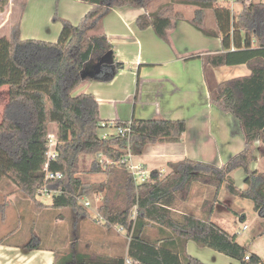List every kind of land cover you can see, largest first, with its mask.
<instances>
[{"label": "trees", "instance_id": "16d2710c", "mask_svg": "<svg viewBox=\"0 0 264 264\" xmlns=\"http://www.w3.org/2000/svg\"><path fill=\"white\" fill-rule=\"evenodd\" d=\"M87 1L93 6L78 24L55 15L63 24L57 42L24 40L19 25L14 26L9 37H0V87L8 85L10 90V101L0 121V183L4 178L9 179L30 199H35L37 191L45 186L56 190L47 208H70L78 219L89 216L80 198L103 193L99 217L107 227L124 228L129 237L126 256L95 259L78 251L73 243L68 253L58 249L52 264H126L127 259L135 264H207L187 253L188 240L230 256L240 264H264L259 255L248 253L236 234L212 220L213 205L223 184L230 193L252 199L256 211L264 216V173L251 167L256 158V141L262 140L264 146V1L251 0L238 13L230 7L216 5L217 0L182 1L198 6L194 18L188 20L192 25L206 35L221 38L224 51L202 56L206 82L211 101L242 122L245 146L222 166L185 158L169 162L171 171L167 175L162 177L158 170H153L149 179L141 182L122 159L128 154H141L150 143L180 141L186 131V120L134 118L126 136L101 137L103 120L98 100L91 93L76 95L74 91L85 80L110 81L124 68L125 64L115 58L113 44L102 31L105 16L113 7H147L151 0ZM9 2L0 0V13ZM206 8L214 10L215 30L204 26ZM184 18L172 4H167L140 15L137 25L141 29L153 27L159 37L168 41L174 21ZM255 40L258 47L253 46ZM110 51L112 63H102L98 73L82 77L84 70L93 69ZM195 56L200 55L191 57ZM239 63L251 66L252 74L223 83L216 81L214 67ZM140 81L138 76V87ZM51 123L58 126V156L50 169L63 172L59 179L46 178V144ZM259 151L264 155V147ZM83 153L102 154L112 160L105 167L98 158L92 163L90 171L104 172V181L87 182L78 175ZM238 168L245 172V189L237 187L232 177ZM195 183L215 188L213 203L208 205L205 201L202 217L179 212L177 207L178 201L188 198ZM116 194H122L123 199L113 204L112 197ZM151 227H156L158 232L154 238L147 235ZM43 246V240L33 234L26 248Z\"/></svg>", "mask_w": 264, "mask_h": 264}, {"label": "crops", "instance_id": "0c3cea01", "mask_svg": "<svg viewBox=\"0 0 264 264\" xmlns=\"http://www.w3.org/2000/svg\"><path fill=\"white\" fill-rule=\"evenodd\" d=\"M92 6L87 0H10L4 12L0 13V36L9 37L14 26L19 25L20 35L24 40L57 42L63 24L61 20L54 18L55 15L78 24ZM154 11L149 5L113 7L103 20L102 31L113 44L115 58L125 64L124 68L110 81L85 80L74 91L76 95L91 93L98 100L100 117L107 123L105 127L100 128V135L105 133L110 136L117 135L118 132L114 130H118L117 123L127 124L134 118L163 117L186 120V131L180 141L150 143L144 147L141 154L128 156L126 165L131 172L136 173L137 181H141L140 173H144L148 178L153 170L167 175L171 171L169 162L185 158L222 166L245 146L242 122L231 112L224 111L211 101L206 82L202 56L224 51L221 38L206 35L189 21L178 19L168 31L166 41L156 34L153 27L141 29L137 25V18L140 15ZM242 36H245L244 32ZM253 46H259L257 40ZM234 49L233 46L232 50ZM192 55L200 56L191 57ZM251 74V66L247 63L221 65L213 69V75L218 83ZM138 76L141 77L139 87ZM2 88L6 90V96L3 99L4 103L0 104V121L3 120L5 108L10 101L9 86L3 85ZM258 142L259 140L255 144L260 150ZM83 155H80L79 161L81 170H84L81 162ZM255 156L252 168L264 173V168L261 170L259 167L264 155L259 151V156L257 154ZM97 158L105 167L106 156L97 155ZM90 161L87 164L91 163V167L94 158ZM87 164L84 163L85 169L90 168ZM262 166L264 167V164ZM90 175L91 178H84L82 173L79 176L87 182H100L106 179L103 172L87 173V176ZM95 176H98V179L94 180ZM232 177L234 178L233 174ZM218 201L219 197L216 202ZM96 203L100 206L101 200L98 198ZM38 210L36 215L43 220L42 209L38 207ZM23 211L24 209L21 213L25 214ZM21 215L18 219L22 218ZM84 219L79 218L85 222ZM212 220L216 222L213 214ZM53 221L55 222L52 219L51 222ZM246 221L247 214L243 213L239 220L242 227H239L240 231L236 229L235 232L229 228L231 225L227 218H221L216 223L229 233L236 234L237 241L248 250V253H256L264 259V216L259 214L257 228L243 239L241 235L244 232L241 231L250 228ZM14 231L17 232L16 227L0 233V264L53 263L58 250L56 246L28 249L26 245L35 232L22 242L10 241L9 238L15 235ZM186 250L207 264H240L238 260L219 251L198 246L194 240H188ZM127 251L128 245L125 255Z\"/></svg>", "mask_w": 264, "mask_h": 264}, {"label": "rangeland", "instance_id": "374dc122", "mask_svg": "<svg viewBox=\"0 0 264 264\" xmlns=\"http://www.w3.org/2000/svg\"><path fill=\"white\" fill-rule=\"evenodd\" d=\"M182 1L183 0H151L148 5L151 10H157L159 7L165 6L167 4H172L173 9L183 14V16L185 17L183 20L188 22L187 19L194 18L195 11L196 9H198V6L184 3ZM250 2L251 0H243L242 2H239L238 0H217L216 5L230 7L232 12L238 13L239 11H241L244 5H248ZM204 11V26L209 30H215L217 28V23L214 15V10L206 8L204 9ZM2 87L3 86L0 87V104L4 103L3 99L6 96V90ZM57 129V124L51 123L49 125V132H57ZM114 130L115 132H118V130ZM258 145L261 150L262 147H264L263 141L259 140ZM255 153L259 156L258 148ZM83 154L84 155L82 156L81 162L82 168L84 170H81L80 168V172L78 173V175L82 173L84 178H91L92 176H87V173L97 172L90 171V160H92L93 158L94 160L97 159V155L89 153ZM88 161H90L89 165L87 164ZM84 163H86L90 168L85 169L86 165H84ZM259 164V167L261 168V170H263L262 168L264 167L262 166V164H264V160H262V162ZM160 173L162 177L166 174L164 172ZM232 174L235 178L236 186L241 189H245L246 185L244 183V179L246 175L244 170L242 168H238L234 170ZM95 177L96 178L93 177L94 180L98 179V176ZM92 183L99 182L96 181ZM214 190L215 188L211 186L195 183L192 186L191 192H189L188 194L189 196L187 195L188 198L183 201H178L177 207L182 211H186L197 217H202L205 210V201H208V205L211 204L214 198ZM102 196L103 193L97 192L80 198V203L84 205V207H86L89 212V216L86 217L84 219L85 222H83V220H79L75 216L74 211L70 208H47L46 205L51 204L53 201V194H47L40 191L39 189L36 193L35 199H30L25 196L22 191L19 190L16 184L11 182L7 178H4L0 183V233L4 232L7 229L10 230L16 227L17 232L14 231L15 235L9 238L10 241L15 240L22 242L24 240H27L28 236H30V234L32 235V232H35L34 234L36 236H39L43 239V244L45 246H56L63 253H68L69 251H71V247L74 243L78 251L89 253V255L95 259L102 256H126L125 250L129 242L127 231L120 226L107 227L106 225H104V220L99 217V206L97 205L96 200L99 198L102 204ZM9 197H13V199H9ZM122 199V194H116L113 195L112 202L113 204L121 203ZM219 199L220 201L216 203L214 202L213 205V207L215 208L213 219L217 222L221 218H227L229 224L231 225L229 228L232 229V232H235L236 229L239 230L240 226L242 227V223L239 222L240 216L243 215V213H246V222L249 224L250 228L248 230L241 231L244 232L241 236L243 237V239H246L249 233L255 230V228H257L258 226L257 221L259 212H257L255 209L254 201L252 199L244 198L230 193L227 189L226 184H223L220 190ZM86 200L90 202L89 206L85 205ZM36 202H38L39 204ZM38 207L42 209L41 213L43 214V220L38 218L36 215L39 211ZM22 209H24L23 213L25 212V214L21 213ZM20 215L22 218L18 219ZM177 215L180 214L178 213ZM230 218H232V220ZM50 219L55 220V222L53 221L52 223ZM59 219H62V221H60ZM236 221L241 224L237 223ZM75 223H77L76 226H74ZM157 234L158 232L156 227H151L147 231V235L149 238H154L157 236ZM197 245L200 246L199 244Z\"/></svg>", "mask_w": 264, "mask_h": 264}, {"label": "built area", "instance_id": "2783aa9c", "mask_svg": "<svg viewBox=\"0 0 264 264\" xmlns=\"http://www.w3.org/2000/svg\"><path fill=\"white\" fill-rule=\"evenodd\" d=\"M130 123H127L126 125L124 126H119L118 127V134L117 135H121V136H126L128 134V132L130 131ZM107 123L105 122H102L101 125H100V128L101 127H105ZM101 137H111L109 134L105 133L103 135H100ZM57 145H58V135L56 132H49L48 135H47V161L45 163V171H46V178L47 179H56V178H62L63 176V172L62 171H54V170H51L50 169V164L51 162L55 161L57 156H58V151H57ZM102 155V154H101ZM131 155V154H128L126 155L122 161L123 162H127V158L128 156ZM104 156V155H103ZM106 161L107 163H110L112 162L111 159L107 158L106 157ZM134 171H136L134 169ZM137 172V171H136ZM134 176L136 175V173H133ZM139 179L141 181H146L149 179V177L147 178V176L144 175V173H140L139 175ZM139 181V182H141ZM40 191L42 192H45L47 194H54V193H57L56 190H50L49 188H47L46 186L41 188ZM85 205L86 206H89L90 205V202L89 201H85ZM245 228L247 227V225L244 226ZM250 258V254H247L246 255V259H249ZM126 264H135L131 259H127L126 261Z\"/></svg>", "mask_w": 264, "mask_h": 264}, {"label": "water", "instance_id": "95a60500", "mask_svg": "<svg viewBox=\"0 0 264 264\" xmlns=\"http://www.w3.org/2000/svg\"><path fill=\"white\" fill-rule=\"evenodd\" d=\"M113 57H112V51L106 53L99 61V63L91 70H84L82 72V77L86 78L87 76L90 75H95L96 73L99 72L100 65L102 63H112Z\"/></svg>", "mask_w": 264, "mask_h": 264}]
</instances>
